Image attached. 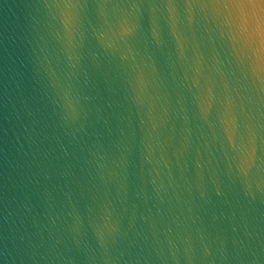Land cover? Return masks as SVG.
<instances>
[{
    "label": "water",
    "instance_id": "water-1",
    "mask_svg": "<svg viewBox=\"0 0 264 264\" xmlns=\"http://www.w3.org/2000/svg\"><path fill=\"white\" fill-rule=\"evenodd\" d=\"M0 264H264V0H0Z\"/></svg>",
    "mask_w": 264,
    "mask_h": 264
}]
</instances>
